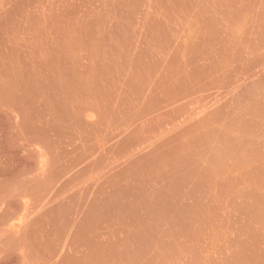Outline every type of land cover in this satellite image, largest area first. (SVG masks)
Listing matches in <instances>:
<instances>
[{
	"label": "rangeland",
	"instance_id": "rangeland-1",
	"mask_svg": "<svg viewBox=\"0 0 264 264\" xmlns=\"http://www.w3.org/2000/svg\"><path fill=\"white\" fill-rule=\"evenodd\" d=\"M0 264H264V0H0Z\"/></svg>",
	"mask_w": 264,
	"mask_h": 264
},
{
	"label": "crops",
	"instance_id": "crops-1",
	"mask_svg": "<svg viewBox=\"0 0 264 264\" xmlns=\"http://www.w3.org/2000/svg\"><path fill=\"white\" fill-rule=\"evenodd\" d=\"M123 123H124V124H127V122H126V121H124Z\"/></svg>",
	"mask_w": 264,
	"mask_h": 264
}]
</instances>
